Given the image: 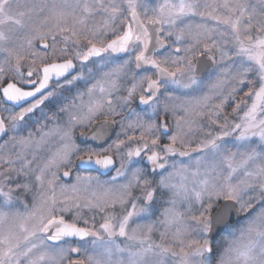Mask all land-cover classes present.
I'll return each instance as SVG.
<instances>
[{
  "label": "snow or ice",
  "instance_id": "6c2138e0",
  "mask_svg": "<svg viewBox=\"0 0 264 264\" xmlns=\"http://www.w3.org/2000/svg\"><path fill=\"white\" fill-rule=\"evenodd\" d=\"M0 93V264H264V0H0Z\"/></svg>",
  "mask_w": 264,
  "mask_h": 264
},
{
  "label": "flooded vegetation",
  "instance_id": "af4514ba",
  "mask_svg": "<svg viewBox=\"0 0 264 264\" xmlns=\"http://www.w3.org/2000/svg\"><path fill=\"white\" fill-rule=\"evenodd\" d=\"M3 86H6V82H5V84L3 85ZM30 88H31V86H28V85H26L25 86V90H30ZM65 95H68L67 93H65ZM0 96H2V93H0ZM237 98H239V97H237ZM9 104H10V102H8ZM5 106H7V105H5ZM18 110V109H17ZM56 110V105H55V103L54 102H46V106H44V111L45 112H48L49 113V115H51V112H54ZM228 111H231V107H229L228 108ZM40 115V112H39V110L37 111V116H39ZM116 131H119V128L117 127L116 128ZM113 138H115V132H113ZM76 136L78 137L79 136V129H77V131H76ZM82 167V166H81ZM81 167H78L76 170H74L73 171V174H72V177L71 178H67V177H62V172H63V170H61V172H60V175H61V177H62V179L60 180V181H58V183H60V184H71V183H73L74 182V178H75V175L79 172L80 174H85L84 172H82L81 171ZM94 174V173H93ZM57 194H59V189H57ZM31 200V197H29V201ZM85 215L86 216H88V217H91V215H92V213H89V212H87V210H85ZM65 218L66 219H68L69 221L72 219V213H66L65 214ZM100 222H102V221H97V226H98V224L100 223ZM220 236L218 235L217 237H216V239H218ZM156 239H158L159 237H158V235H156V237H155Z\"/></svg>",
  "mask_w": 264,
  "mask_h": 264
},
{
  "label": "rangeland",
  "instance_id": "374dc122",
  "mask_svg": "<svg viewBox=\"0 0 264 264\" xmlns=\"http://www.w3.org/2000/svg\"><path fill=\"white\" fill-rule=\"evenodd\" d=\"M246 90V89H245ZM249 103H251V101H249ZM157 235H158V233H157ZM220 239V237L217 239V240H219Z\"/></svg>",
  "mask_w": 264,
  "mask_h": 264
}]
</instances>
